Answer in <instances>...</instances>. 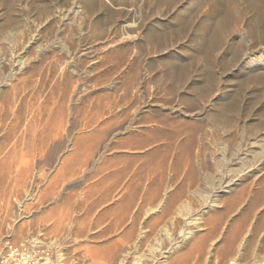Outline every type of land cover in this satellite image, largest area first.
I'll return each mask as SVG.
<instances>
[{"label":"rangeland","instance_id":"1","mask_svg":"<svg viewBox=\"0 0 264 264\" xmlns=\"http://www.w3.org/2000/svg\"><path fill=\"white\" fill-rule=\"evenodd\" d=\"M14 88L22 93L15 94ZM0 115V160L4 162L0 161V166H5L0 167V181L4 179L0 190H6L2 196L0 193V244L3 240L10 242L11 247L18 243L16 247L22 248L20 253L26 255V247H21L23 243L30 242L29 247H33L34 239L36 242L54 239L46 221L36 225L37 218L50 214L51 205L45 202V206L37 205L32 198L35 187L46 184L54 172L53 166L58 167L76 148L77 138H83V146L90 147L104 131L116 130V121L122 120L127 125L134 115L129 133L118 135L102 159L113 173L118 171L110 180L120 182V186L132 183L141 190L146 184L151 191L156 186V192L166 200L185 187L187 190L183 191L188 194L192 187L197 193L190 196L193 209L199 207L204 195L218 194V203L201 216L199 223L208 224L214 218L213 224L220 225L218 247L230 235L242 238L244 233L251 250L264 247V0H0ZM20 116L23 119L19 122ZM57 119H62V134L53 138ZM27 121L33 125L28 128L36 130L27 129ZM8 123L16 128L15 133ZM193 124L199 132L193 129ZM48 131L52 140L42 142L49 136ZM18 138L25 140L24 146ZM36 140L38 144L33 145ZM254 162L260 164L258 173L235 176L230 188L215 190L224 169L229 174L240 168H246V172ZM12 168L15 172L10 174ZM3 172H7V180ZM191 173H195L193 180ZM18 178L26 184L29 182L34 189L29 183L24 187ZM150 202L143 203L136 233L140 229L146 231L147 221L149 224L157 219L159 209L149 210L155 205ZM180 221V225L168 228L169 236L160 237L165 239L157 249L175 236L180 237L182 245L191 243L193 236L184 239L180 235L179 226L183 224ZM98 229H92L91 234ZM193 229H197L195 235L201 231ZM94 234L90 239L66 235L63 240L66 243L61 247L67 245L72 250L104 246L102 238ZM148 243L142 246L145 249L142 252L147 250ZM43 248L42 253L49 254L47 247ZM2 249L0 257L4 254ZM11 251L7 252V258L14 260ZM56 251H51L53 260ZM22 257L16 256L14 262L19 258L23 261ZM261 259L264 261V253ZM241 261L225 264L252 263L251 259Z\"/></svg>","mask_w":264,"mask_h":264},{"label":"bare ground","instance_id":"2","mask_svg":"<svg viewBox=\"0 0 264 264\" xmlns=\"http://www.w3.org/2000/svg\"><path fill=\"white\" fill-rule=\"evenodd\" d=\"M7 77L8 76H6V78ZM4 80H5V78H4ZM14 87H16V86H14ZM18 89L20 90V88H18ZM15 90L13 92H15ZM17 93L18 92L16 90L15 94H17ZM21 93L22 92H20V94ZM20 94L18 93V95H20ZM20 97H22V96H20ZM40 101H42V100H40ZM22 102H24V101H22ZM12 103H14V102H12ZM15 105H16V103H15ZM18 105H21V104H18ZM28 106H26L27 109L29 108ZM8 107H10V106L8 105ZM13 107H16V106H13ZM17 108L18 107H16V109ZM10 109H11V107H10ZM31 109H33V108L31 107ZM138 111H140V110H137L136 113L139 114ZM6 112H7V109H6ZM20 112H22V109H21ZM28 112H29V110H28ZM22 114H24V113L22 112ZM1 115H2V113H1ZM9 115L10 114L8 112V116ZM12 115H13V111H12ZM18 116H19V114H18ZM18 116H17V118H18ZM22 117H21V119L20 118L17 119L15 117L14 120L15 119H17L18 121L19 120H22L23 119ZM5 118L8 119L10 117L7 118V116H6ZM36 118L34 117V119H36ZM131 118H130V122H128L129 119H128V121H126V122H128L127 125L124 124L122 122V120L121 121H119V120L116 121L117 126L116 125H113V126H116V128H115L116 130L106 131L107 133L103 130L104 131V135L102 134L103 136L99 137L98 139H94L96 141V143L93 142L94 144L93 145L91 144L90 147L83 146L84 145L83 144L84 142L82 143V141H83L82 139L83 138L82 139L81 138H77V140H76V142L74 144V146L76 148H73V150L70 151V153L67 154L64 157L63 161L60 162V165L58 167L54 163L55 166H53V168H52V170L54 172H52V174L50 175V178L48 177L49 179L47 180V182H46V184L44 186L35 187V188H37V189H35L36 193L33 192L32 198L34 200H36L35 202H37V205L38 204H43L44 202L47 205H49V206L51 205L50 206V209H49V211H51L50 214L48 212L47 213L48 216L46 215L47 217L44 215V218L43 219L42 218H37L35 222H37L36 225H40V224H42L43 222L46 221L47 222L46 223V227L49 230V233H53L55 235V238L49 240V242H42L40 240L38 242H36V240L34 239V240L31 241V243H33V247H29L28 244H30V242L28 244H26L27 242L26 243H23L24 241H22L23 244H22L21 247H25V246L28 247V248L26 247V250H27V253L29 254V256H26L28 254L25 255L23 253L22 254L20 253V251H22L21 250L22 248H20V247L17 248L16 247V245L18 243L15 246L13 245L15 242H18L17 240H14L15 239V235L13 236L14 237L13 240L15 242L13 244H11V245L14 246L17 249H15L14 247H11L10 245H8V244H10V242L9 243L8 242L7 243H4V240H3V243L0 244V247H4V248L6 247V248L5 249L0 248V252H1V249L4 252L3 256H1L2 258L0 257L1 260H2V261L0 260L1 261L0 264H26V263L28 264L30 262H32V264H225V263L239 262L240 260L243 261V260H246V259H251L252 260V263L251 264H264V261L261 259L262 255L264 253V247H256V248H253V250H251L252 247H250L249 245L247 247V243H248L247 241L248 240H247V237L245 236V233H244V235L242 234L243 235L242 238H237L238 235L236 236L235 234H232L230 236L228 235L229 237L226 238L225 243L222 246H219L218 247L220 240H219V233H218V227L217 226H220V225L218 224L216 226V224H213V223H215L214 220H213L214 218L213 219L210 218L209 219V222H207L208 224H206V223L199 224L201 222L200 220H202V217L201 216L203 214L207 213V211L209 212V210L214 209L215 205L218 203V199H217V195L218 194L217 193H216L217 195H211V196L204 195V197L200 199L199 207L196 208V209L194 208L195 209L194 210L193 209L194 206L191 203L192 197L190 198V196L191 195H196L197 193H196V191L194 189L191 190L192 187L188 190V192H189L188 194L185 193V191L187 190V187H185L186 189L183 188L185 191H183V189L180 188L181 191H178L177 193L174 192L172 195L170 194L171 196L170 195L169 196L171 198L169 200H166V197H164V195L161 197L160 196V193L159 192H156V186L155 185H153V186H155V188H154L155 191L154 190L151 191L150 185H148V184H146V186L143 188V190H141L140 188L137 189V188L133 187L132 183H127V184H123V185L120 186V182H116V181H111L110 180L112 178L111 176L113 174L114 175L115 174L116 175L118 174V171H115V173H113L111 171L110 167L109 166H106V163L103 164L104 163V160L102 162V159L105 158V155L107 154L108 150L110 149V145L114 142V139L118 135L123 134V133H127V132L129 133V129L132 127L133 120H134L135 117L132 118V121H131ZM12 119H13V117H12ZM0 120H1V118H0ZM58 120L59 119H57L56 126H54V128L57 127V130H56L57 133L54 135L53 138L59 136V134L60 135L62 134L61 133L62 128H63L62 119L59 120V121ZM2 121H3V118H2ZM11 121H13V120H11ZM17 123L15 124V126H17ZM28 123H31V122H28L27 121V125H28ZM8 124H9V126L11 125L10 123H8ZM24 124L26 125V122L25 121H24ZM44 124H47V123H44ZM44 124L42 126H44ZM29 125L31 126L32 124H29ZM29 125L27 126V129L31 128V127H29ZM11 126H13V125H11ZM200 126H199V128H200ZM37 127L38 126H36L35 128H37ZM9 128L11 129V127H9ZM14 128L15 127L13 126L12 129H14ZM194 128H195V125H194L193 129ZM10 129H7V132ZM12 129H11V131L12 132L14 131V133H15V131H16L15 129L16 128L14 130H12ZM32 129H34V128H32ZM32 129H29V130H32ZM48 129H50V128L48 127ZM200 129H202V128H200ZM21 130H22V128H21ZM34 130H36V129H34ZM11 131H9V132L11 133ZM103 131H102V133H103ZM185 131H187V130H185ZM26 132H28V131H26ZM26 132H24V133H26ZM197 132H199V131L197 130ZM44 133H46V132H44ZM179 133H178V135H179ZM28 134H30V133H28ZM31 134L33 135V133H31ZM50 134H52V133H50ZM50 134H49V131H48L47 136L48 135L49 136L46 137L47 138L46 140H44V138L42 137L43 138V141H42L41 137L38 135L39 136V139H37L38 142H41V141L42 142H45V141H47L48 138H50L52 136ZM190 134H192V133H190ZM198 134H200V133H198ZM32 135H30V136H32ZM181 135H183V133ZM44 136H46V134H44ZM195 137L193 136V138H195ZM26 138H28V137H26ZM94 138H96V136ZM196 138H198V137H196ZM23 140H20L22 142V143L21 142L20 143L24 146L25 144H23ZM37 140H36V142H33V145H34V143L36 145L38 144ZM26 141H28V140H26ZM47 142L49 143V141H47ZM47 142H46V145H49V144H47ZM193 142L190 143V144H193ZM24 143H25V140H24ZM31 143H30V145H32ZM18 144H19V142H18ZM190 144H189V147L188 148L191 147ZM194 144H195V142H194ZM13 145H14V147L17 148V146L15 144H13ZM30 145H29V148H30ZM43 145H45V144H43ZM43 145H42V148L46 149L47 147L45 146L46 147L45 148ZM193 145H192V147H193ZM23 146H21V147H23ZM186 146H184V147H186ZM36 147H39V146H36ZM42 148H40L39 150H41ZM87 148H89V149L86 152H84V150L87 149ZM201 149L203 151V148H201ZM201 149H200V151H201ZM13 150L15 151V149H13ZM27 150H25L24 153L27 152ZM186 150L189 151V149H187V148H186ZM188 151H187V153H189ZM16 152H17V150H16ZM20 152H22V151H20ZM55 152H56V150H55ZM260 152H262V151H260ZM192 153H193V151L190 153V156L193 155ZM200 154H202V153H200ZM184 155H185V153H184ZM14 156H15V154H14ZM28 156L30 157L32 155L29 154ZM49 156L51 157L50 153H49ZM198 156H201V155H198ZM245 156H246V154H245ZM254 156L257 157V155H255V154H254ZM24 157H27V155L26 156L24 155ZM60 157H62V156H60ZM62 158H61V160H62ZM3 159H5V157ZM180 159L182 160V158H180ZM225 159H226V157H225ZM17 160H18V158H17ZM31 160H32V158H31ZM16 161H14V162H16ZM185 161L186 160H184V162ZM220 161L221 160H219L218 162H220ZM227 161H228V158H227ZM229 161H230V159H229ZM1 162H3V161H1ZM14 162H13V164H15ZM48 162H51L52 163V161H50V160ZM101 162H102V164H101ZM189 162L190 161H188V163ZM223 162H221V163H223ZM257 162H254L252 164L249 163V164H251V166L248 169V171H246V172H244V170L246 168L244 170H242L243 168L241 169L239 167L240 170H238V169L235 168L236 170L235 171H232L233 174H229L227 171L225 172V169H224V171H222L223 172V175L222 176L219 175L220 177L217 176L218 177L217 178V181H216L217 182V187H216L217 189H215V190L218 191V189H219L220 191H223V190H226L225 188H227V187L230 188L229 186H232V183L235 180L234 179L235 176H239L240 177V175H243V174L246 175V173H250V172L253 175L255 173H258L259 168H260L259 165L262 163V159H260V164H258L259 162L258 163ZM177 163H178V160H177ZM19 164H21V162ZM46 164H47V162H46ZM180 164H183V162L180 163ZM234 164H236V163L234 162ZM227 166L230 167L228 164H227ZM0 167L3 168L5 166L3 165V166H0ZM22 167H24V166L22 165ZM172 167H174V166H172ZM241 167H243V166H241ZM6 168H8V166ZM18 168L20 169V167H18ZM175 168H173V169L175 170ZM179 168H180V166H179ZM49 169H51V168H49ZM185 169H186V167L184 168V170ZM202 169H204V168H202ZM222 169H223V166H222ZM13 170H14V168H12V171H11L12 173H10V174H13L15 172ZM21 170H23V169L21 168ZM21 170H19V171L20 172H23ZM180 170H182V169H180ZM232 170H234V169H232ZM219 171H221V169ZM20 172H19V174L22 175L23 173H20ZM3 173H5V172H3ZM6 173L3 174V175H6ZM177 173L178 172H176V174ZM185 173H186V171H185ZM17 174H18V171H17ZM191 174L193 175L195 173H191ZM191 174H190V176H191ZM12 176H14V175H12ZM23 176H25V175H23ZM194 176L195 175H193L192 177H190L191 180L194 179L193 178ZM231 176H233V177H231ZM17 177H20V176L18 175ZM172 177H176V176L175 175L174 176L172 175ZM183 177H185V176L183 175ZM7 178H9V177L7 176L6 177V180H7ZM185 178H187V176ZM1 180L4 181V179H1ZM6 180H5V183H6ZM17 180L19 181L20 179L18 178ZM174 180H175V178H174ZM195 180H196V178H195ZM211 180H212V178H211ZM3 181H0V182L2 183ZM24 181L26 182V180H24ZM183 181H185V180L183 179ZM21 182H23V181L20 180V184H21ZM188 182H190V181L188 180ZM197 182H198V180H196V184H197ZM24 184L23 185L25 187L27 184L26 183H24ZM190 184H191V182H190ZM8 185H7V187H8V190H9V186ZM29 185H31V184L29 183ZM211 185H215V184L212 182ZM32 186L33 185H31V187ZM187 186H188V184H187ZM16 187H17V185H16ZM131 187H133L134 190H132ZM157 188H159V187H157ZM214 188L215 187L213 186V189L212 188L211 189L214 190ZM33 189H34V186H33ZM3 190H4V188L2 189V191ZM29 190H27V192H29ZM2 191L0 192L1 193V196H2V193H4V191L6 192V190H4L3 192ZM13 191H14V189H13ZM215 192L216 191H214V193ZM164 193H165V191H164ZM161 195H162V193H161ZM184 197H186V198L184 199ZM262 197H263V195H262ZM147 200H150L152 203H155V205H152V207H150L149 210H151V211L153 210L154 211V209H157V210L159 209L158 210V212H159L158 213V216L159 217L158 216L155 217V218L158 219V220L156 219L157 221L154 219L156 222L151 220V222H149V224H148V221H147V225H146L147 226V230L146 231H142L140 229L138 231V233H136L135 230H136V225H137L138 220H139L138 217L141 216L140 213H141V210H142L143 203H145ZM34 206H36V204ZM38 208H40V207L38 206ZM155 212H156V210H155ZM212 217H214V216H212ZM204 219H206V218H204ZM180 220H182V222H183L182 226H179V229H180L179 231L181 233L180 235L183 234L182 236L184 237V239H186V238L189 239L190 237L193 236V240L191 239L192 240L191 243L189 245L188 244L187 245H184L183 244L184 245L183 246L182 245V240H180V237L177 238V236H175V237L170 238V240L165 244V246H162V247H165L164 249H162V247H161V249L158 248L159 249L158 250L157 247H160V242L165 239V238L160 239V237L161 236L163 237V235L164 236H169V233H167V231H169L168 228L169 227H173V226L180 225L181 224V221ZM24 221H26V220H24ZM22 222H23V220H22ZM95 227H99V229L97 231H95V234L93 232H92V234H94L96 238H102V243H105L104 246L98 247V248H96V246L95 247H92V246H90V247H77V248L72 249V250H70L67 245H66V247L65 246L64 247H61L62 244H63V242H65L63 240H65L64 237L66 235L68 236V235L72 234L73 236H76V237L80 236V237L83 238V236H84L86 239H90L92 237L91 236L92 234H91L90 231L92 229H94ZM139 228H143V227L141 226ZM193 228H198V230L200 229L201 230L200 233L195 235L197 229L195 231ZM239 228H241V227H239ZM238 229L236 228V230H238ZM20 230H21V232L23 231L22 228H19V231ZM242 230H244V229H242ZM89 232H90L91 235L89 234ZM232 232H233V230H232ZM238 232H239V230H238ZM238 232H236V234ZM241 233H243V232L241 231ZM241 233H239V234H241ZM42 234L43 235H46L43 232H42ZM115 236H117V237L119 236V238L118 239H115V238H117ZM194 236H195V238H194ZM149 237H150V239L152 237V239L150 240ZM18 239H19V236H18ZM68 239H69V237H68ZM158 239H160V240L158 241ZM6 240H7V238H6ZM19 241H20V239H19ZM147 241H149V243L147 245L148 248H147L146 251H143L142 252V248H143L142 246H144ZM11 242H13V241H11ZM98 242H100V241H98ZM249 242H250V240H249ZM67 243H68V241H67ZM20 244H21V241H20ZM38 244H40L42 247H40ZM256 245L258 246V244H256ZM97 246H99V245H97ZM43 247H47V250L49 251V254H47L48 256L47 255H44L42 253V249L44 250ZM71 248H74V247H71ZM56 249H57V251H56V253H57L56 254V259L53 260L52 259V256L53 255H52V252L51 251H53V250L55 251ZM9 250H12L11 252H9L11 255L13 254L11 256L12 258L14 257V255H15V259H16V256H20V257L23 256L22 257V260L23 261H19L20 258H19V260L17 262H14L15 259L14 260H11V258L8 259L7 258V255H8L7 252ZM24 255L26 257H24ZM25 259H27V260H25ZM248 261H250V260H248Z\"/></svg>","mask_w":264,"mask_h":264},{"label":"built area","instance_id":"3","mask_svg":"<svg viewBox=\"0 0 264 264\" xmlns=\"http://www.w3.org/2000/svg\"><path fill=\"white\" fill-rule=\"evenodd\" d=\"M25 247H27V246H25Z\"/></svg>","mask_w":264,"mask_h":264}]
</instances>
